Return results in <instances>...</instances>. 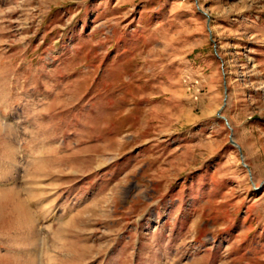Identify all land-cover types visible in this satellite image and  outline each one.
<instances>
[{
    "label": "rangeland",
    "instance_id": "rangeland-1",
    "mask_svg": "<svg viewBox=\"0 0 264 264\" xmlns=\"http://www.w3.org/2000/svg\"><path fill=\"white\" fill-rule=\"evenodd\" d=\"M0 264H264V0H0Z\"/></svg>",
    "mask_w": 264,
    "mask_h": 264
},
{
    "label": "water",
    "instance_id": "water-1",
    "mask_svg": "<svg viewBox=\"0 0 264 264\" xmlns=\"http://www.w3.org/2000/svg\"><path fill=\"white\" fill-rule=\"evenodd\" d=\"M221 118H223V117H221ZM232 141V143H234V141L233 140H231Z\"/></svg>",
    "mask_w": 264,
    "mask_h": 264
}]
</instances>
